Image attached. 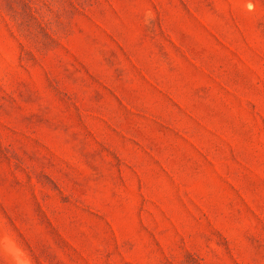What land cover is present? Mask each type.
<instances>
[{"label": "rangeland", "instance_id": "rangeland-1", "mask_svg": "<svg viewBox=\"0 0 264 264\" xmlns=\"http://www.w3.org/2000/svg\"><path fill=\"white\" fill-rule=\"evenodd\" d=\"M0 264H264V0H0Z\"/></svg>", "mask_w": 264, "mask_h": 264}, {"label": "trees", "instance_id": "trees-1", "mask_svg": "<svg viewBox=\"0 0 264 264\" xmlns=\"http://www.w3.org/2000/svg\"><path fill=\"white\" fill-rule=\"evenodd\" d=\"M17 241V240H16Z\"/></svg>", "mask_w": 264, "mask_h": 264}]
</instances>
